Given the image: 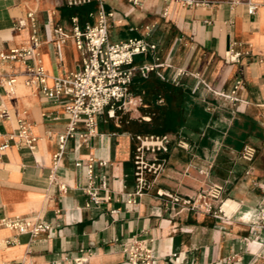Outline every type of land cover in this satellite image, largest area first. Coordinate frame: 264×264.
<instances>
[{
  "label": "crops",
  "instance_id": "obj_1",
  "mask_svg": "<svg viewBox=\"0 0 264 264\" xmlns=\"http://www.w3.org/2000/svg\"><path fill=\"white\" fill-rule=\"evenodd\" d=\"M101 1L114 13L111 42L157 43V53L138 56L135 65L152 64L156 55L160 65L137 71L125 101L133 103L114 118L104 111L87 141L69 140L58 168L54 156L69 122L68 98L48 100L24 83L23 64L6 66L20 74L12 93L0 86V107L11 114L0 120V144L21 117L37 142L34 149L13 144L0 160V264H74L80 255L89 256L88 264H129L126 248L134 237L159 264H264V228L252 224L264 201V0H257L255 15L228 0H203L197 7L165 0H93L79 7L65 0H0V51L30 45L34 14L41 46L30 63L44 67L53 87L56 78L82 68L71 18L95 23ZM114 29L119 40H112ZM233 52L241 53L238 62L229 60ZM180 69L192 76H179ZM238 79L231 102L224 94ZM221 100L223 113L216 106ZM141 133H166L172 141L159 155L160 172L148 174L149 187L138 194L133 150ZM247 146L256 150L252 161L243 157ZM91 158L96 173L106 175L107 189L100 205L87 206ZM77 161L84 164L77 167ZM207 183L225 187L221 218L167 196L195 198ZM17 216H37L50 230L33 238L1 224Z\"/></svg>",
  "mask_w": 264,
  "mask_h": 264
},
{
  "label": "built area",
  "instance_id": "obj_2",
  "mask_svg": "<svg viewBox=\"0 0 264 264\" xmlns=\"http://www.w3.org/2000/svg\"><path fill=\"white\" fill-rule=\"evenodd\" d=\"M134 5H140L144 0H129ZM176 2L184 7H197L204 3L203 0H165ZM93 0H65L69 7H79L92 3ZM232 8L245 5L250 15H255L261 6L257 0H228ZM114 13L107 12L102 1L95 23L82 24L78 16L71 18V37L74 39L82 56V68L78 72L71 73L65 78H56L53 87L47 85V73L44 67L38 64H31L33 56L41 46L38 36V28L34 14H29L32 22V35L30 45L27 47L12 48L8 51H0V86H6L12 93L18 83L19 72L15 69H7V65L20 63L25 66L26 75L24 83L27 86H37L41 93L48 100H59L62 97L68 98L66 113L68 115V126L66 131L59 136V151L54 156L55 168H58L60 161L66 151L69 140L80 138L87 141L98 132V120L104 111L107 110L110 118L115 117L116 110L121 109L125 104H132V100L126 101L130 96V85L136 76L137 71L143 74L154 72L160 65V57L155 56V62L136 67L138 56H147L149 53H157L158 44L148 42L141 38H130L125 41L113 43L110 40V19ZM149 29V28H148ZM61 34L63 29L58 28ZM61 41L67 42V37L61 35ZM232 52V51H231ZM241 53H232L229 56L231 62H238ZM179 76L187 75L189 72L180 69ZM242 84L238 79L233 91L224 94L231 102L236 101V92ZM141 101V100H140ZM9 110L0 107V120H10ZM17 129L8 135V138L0 144V160L5 151L15 144L18 147L34 149L37 138L30 131V126L24 118H18ZM134 163L135 177L138 183V194L149 187L147 175L160 172L163 162L159 155L168 153L171 137L164 134H137L134 136ZM184 147L183 142H181ZM256 150L247 146L244 149L243 157L252 161ZM83 161H77L76 166L80 167ZM104 161L99 162L105 166ZM89 185L85 189L89 196L87 206L100 205L102 197L100 192L107 189V177L105 174H97L93 158L86 162ZM65 188V186H63ZM225 187L222 184H205L195 198H181L167 195L176 204L194 211H205L213 214L216 218L223 216L225 202L223 194ZM1 224L19 234H30L37 238L42 233L50 230V226L37 216H17L1 219ZM254 226L264 228V201L252 222ZM129 264H159L158 258L151 248L146 247L142 241L134 237L126 248ZM89 256L80 255L74 259V264H88Z\"/></svg>",
  "mask_w": 264,
  "mask_h": 264
},
{
  "label": "rangeland",
  "instance_id": "obj_3",
  "mask_svg": "<svg viewBox=\"0 0 264 264\" xmlns=\"http://www.w3.org/2000/svg\"><path fill=\"white\" fill-rule=\"evenodd\" d=\"M119 38H120V34H119V32L117 31V30H113V32H112V40L114 41V40H119ZM189 76H192L191 74H187V75H182L181 77H189ZM216 106H217V112L220 110L221 111V113H223V101L221 100L219 103H217L216 104ZM219 111V112H220ZM142 134H147V133H142ZM182 142H184V141H182ZM180 143V142H179Z\"/></svg>",
  "mask_w": 264,
  "mask_h": 264
},
{
  "label": "bare ground",
  "instance_id": "obj_4",
  "mask_svg": "<svg viewBox=\"0 0 264 264\" xmlns=\"http://www.w3.org/2000/svg\"><path fill=\"white\" fill-rule=\"evenodd\" d=\"M229 203H231V202H229Z\"/></svg>",
  "mask_w": 264,
  "mask_h": 264
},
{
  "label": "trees",
  "instance_id": "obj_5",
  "mask_svg": "<svg viewBox=\"0 0 264 264\" xmlns=\"http://www.w3.org/2000/svg\"><path fill=\"white\" fill-rule=\"evenodd\" d=\"M156 134V133H155Z\"/></svg>",
  "mask_w": 264,
  "mask_h": 264
}]
</instances>
